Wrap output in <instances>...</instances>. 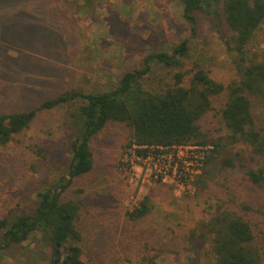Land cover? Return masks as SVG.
Returning a JSON list of instances; mask_svg holds the SVG:
<instances>
[{
  "label": "rangeland",
  "instance_id": "1",
  "mask_svg": "<svg viewBox=\"0 0 264 264\" xmlns=\"http://www.w3.org/2000/svg\"><path fill=\"white\" fill-rule=\"evenodd\" d=\"M222 2L215 0L219 18L197 10L192 21L181 0H25L24 13L0 21V114L37 110L27 129L0 145V219L10 224L22 214H35L38 194L69 172L74 139L70 113L83 101L43 108L45 99L72 88L113 89L126 71L142 67L146 54L172 51L185 38L189 51L183 70L198 62L224 83L237 76L236 54L225 39L231 30ZM249 51L253 59L264 57V25ZM176 69L155 61L142 82L146 89L158 90L172 82ZM223 100L224 95L215 97L213 109L199 121L211 135L224 132L219 115ZM254 107L264 125V98L255 99ZM130 137L125 123L110 120L91 138L92 170L75 177L63 195L82 203L77 225L90 263L216 264L199 222L222 209L243 213L253 222L264 257V188L247 176V169L264 163L263 157L235 158V166L227 167L218 162L215 178L197 191L196 181L188 189L152 176L134 160ZM146 195L152 211L130 219L127 211ZM53 256L42 229L7 244L0 227V264H54ZM57 264H66L63 257Z\"/></svg>",
  "mask_w": 264,
  "mask_h": 264
},
{
  "label": "trees",
  "instance_id": "2",
  "mask_svg": "<svg viewBox=\"0 0 264 264\" xmlns=\"http://www.w3.org/2000/svg\"><path fill=\"white\" fill-rule=\"evenodd\" d=\"M181 1L185 17L192 21L197 10L209 12L216 18L222 14L215 0ZM24 2L0 0V21H6L11 14L24 13ZM222 3L225 21L231 30V37L225 39L236 54L237 76L228 83L213 78L210 70L198 62L189 71L182 69L183 58L189 51V39L185 38L172 51L146 54L142 67L126 71L113 89L85 92L72 88L41 103L43 108H54L83 101L70 113L74 139L69 172L54 186L38 194L35 214H22L10 224L0 219L7 244L20 242L42 229L53 248L54 264L61 257L66 264H92L85 257L81 245L83 234L77 225L82 203L72 198L64 199L63 195L75 177L92 170L91 138L110 120L121 121L131 129L129 147H133L136 155H146L158 145L212 144L205 167L195 180L197 191L208 187L209 181L215 178L218 162L227 167L235 166V158L255 159V154L264 158V125L258 122L254 107L255 99L264 98V57H249L250 43L264 25V0H223ZM155 61L178 69L173 73L172 82L158 90H149L142 79L152 71ZM220 95H224L219 108L224 132L215 136L204 130L199 121L213 109L214 98ZM36 114V109L1 113L0 145L12 142L30 126ZM37 151L43 153L44 150L38 147ZM247 176L264 188V163L258 168L247 169ZM152 206L151 197L146 195L127 214L132 220L141 219L152 211ZM199 224L201 236L211 241L216 264L263 263L254 224L243 213L222 209Z\"/></svg>",
  "mask_w": 264,
  "mask_h": 264
},
{
  "label": "built area",
  "instance_id": "3",
  "mask_svg": "<svg viewBox=\"0 0 264 264\" xmlns=\"http://www.w3.org/2000/svg\"><path fill=\"white\" fill-rule=\"evenodd\" d=\"M212 149V144L181 143L158 145L146 155H136L133 149L132 154L134 160L147 167L156 179L181 188L192 189Z\"/></svg>",
  "mask_w": 264,
  "mask_h": 264
}]
</instances>
